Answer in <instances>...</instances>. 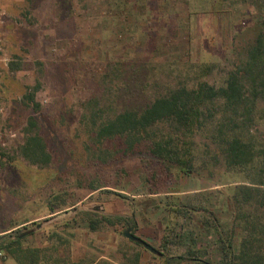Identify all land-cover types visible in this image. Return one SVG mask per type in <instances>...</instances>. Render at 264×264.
<instances>
[{
	"label": "rangeland",
	"instance_id": "obj_1",
	"mask_svg": "<svg viewBox=\"0 0 264 264\" xmlns=\"http://www.w3.org/2000/svg\"><path fill=\"white\" fill-rule=\"evenodd\" d=\"M263 20L264 0H0V234L39 250L25 264H164L165 226L193 229L202 258L214 259L201 222L229 223L225 201L241 174L220 163L179 171L143 141L133 149L117 137L97 145L81 116L97 98L106 110L138 108L180 81L219 84ZM36 82L34 111L23 95ZM29 117L50 155L45 167L17 154ZM192 141L198 163L202 138ZM90 180L100 187L90 191ZM99 216H122L134 227L90 229L87 218ZM125 229L159 254L124 237ZM185 249L169 245L167 255ZM0 264L17 263L0 249Z\"/></svg>",
	"mask_w": 264,
	"mask_h": 264
},
{
	"label": "trees",
	"instance_id": "obj_2",
	"mask_svg": "<svg viewBox=\"0 0 264 264\" xmlns=\"http://www.w3.org/2000/svg\"><path fill=\"white\" fill-rule=\"evenodd\" d=\"M17 65L8 62V69L14 71ZM194 67L200 76L206 74L203 65ZM37 88L38 82L23 95L34 111L38 109L34 100ZM263 103L262 29L245 51L244 58L238 59L226 70L217 85L197 80L188 86L180 81L138 108L106 110L99 98L85 103L82 124L97 145L117 137L122 139L126 149H133L135 144L143 141L151 156L173 164L179 171L208 168L220 163L227 170L242 176L243 180L234 184L226 197L229 223L223 225L215 222L213 217L201 222V228L205 226V231L212 236L214 259L209 256L202 258L207 252L195 246L198 240L191 233L193 229L169 232L165 226L160 244V256H166L164 264L171 260L178 262L175 259L182 258L190 261L188 264H264V136L261 133H264V108L260 106ZM34 126L33 118L29 117L24 137L17 146V154L28 164L45 167L50 155ZM192 137L202 138V160L198 163L195 160L197 152L191 150V145H194ZM88 186L90 191L100 187L93 180ZM189 207L196 211L192 204ZM49 208L52 210V207ZM172 209L180 213L179 206ZM87 221L92 230L100 222L108 225L123 222L134 227L131 220L122 216L88 217ZM9 236L6 232L0 234V249L17 264L37 258L38 249L23 248L19 239ZM169 245L184 246L185 253L168 256Z\"/></svg>",
	"mask_w": 264,
	"mask_h": 264
},
{
	"label": "water",
	"instance_id": "obj_3",
	"mask_svg": "<svg viewBox=\"0 0 264 264\" xmlns=\"http://www.w3.org/2000/svg\"><path fill=\"white\" fill-rule=\"evenodd\" d=\"M40 224H36V228L39 227ZM123 236L128 238L131 241H134L138 244H140L145 250L153 253V254H159V252L153 248L151 245H149L147 242H145L144 240L138 238L137 236H135L129 229H125L122 232Z\"/></svg>",
	"mask_w": 264,
	"mask_h": 264
},
{
	"label": "crops",
	"instance_id": "obj_4",
	"mask_svg": "<svg viewBox=\"0 0 264 264\" xmlns=\"http://www.w3.org/2000/svg\"><path fill=\"white\" fill-rule=\"evenodd\" d=\"M136 236V235H135ZM138 237V236H137ZM138 238H140V237H138ZM141 239V238H140ZM150 245V244H149ZM152 246V245H151ZM153 247V246H152ZM154 248V247H153Z\"/></svg>",
	"mask_w": 264,
	"mask_h": 264
}]
</instances>
